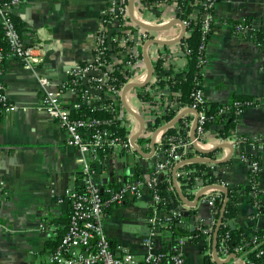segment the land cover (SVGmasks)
I'll return each instance as SVG.
<instances>
[{
	"label": "crops",
	"instance_id": "obj_1",
	"mask_svg": "<svg viewBox=\"0 0 264 264\" xmlns=\"http://www.w3.org/2000/svg\"><path fill=\"white\" fill-rule=\"evenodd\" d=\"M139 1V6L136 5V0L134 3V14L138 19L150 22L159 19L158 22H166L177 18L174 0H157V4L156 1ZM110 2L111 0H21L10 6V13L24 45L43 43L47 50L35 71L24 67L10 55H5L1 64V80L9 101L16 108L0 112V264H49L50 251L45 248V243L65 231L70 212L68 192L79 186L83 162L77 148L66 144L64 128L44 110L36 77H50L54 89L60 92L61 102L70 111L85 104L97 108L106 100L111 102L108 90L94 88L93 92L86 88L90 100L88 103L83 102L79 87L73 84L72 75L75 66L95 59L97 35L101 34L105 45L112 40V31L108 28L113 25L104 20ZM200 7V3L195 4L190 16L196 17ZM212 16L215 28L202 46L204 60L201 61L202 75L198 81L206 102L226 105L232 96L239 95L250 97L252 103L238 113L236 126L230 136L222 138L214 132V128L207 125V136L211 143H198L203 149L223 142L233 143L234 151L229 159L225 160L228 154L226 148L200 153L192 146V152L193 156L221 160L217 164H205L220 181L217 184L233 193L235 201L228 209L232 213L228 219L230 226L238 227L251 236L255 230L264 232V144L260 147L259 144L248 142L242 147L246 153L260 158L258 186L261 205L257 207L252 192L247 188L250 184V166L239 156L237 139L240 135L254 140L264 137V54L251 38L236 33L233 27L235 22L246 17H254V24L257 25V21L264 18V0H218L212 8ZM1 20L0 14V26ZM114 22L116 26H123L116 20ZM130 24L127 26L133 30L139 28L134 22L135 25ZM180 30V24L173 23L163 30L144 31L150 34L149 39L171 40L178 36ZM186 35L185 30L180 40L169 45L151 43L148 46L152 64L149 82L143 87L135 86L126 91L128 105L144 117L145 125L138 136H143L144 140L138 141L136 137L134 142L146 153L150 152V137L154 130L189 108L178 107L174 117L154 127L155 116H160L168 106L173 108L177 105L178 88L167 84L161 87L158 81L161 78L175 81L184 79L187 59L182 39ZM143 47L144 44L140 49L142 61ZM127 59L124 50L119 49L112 52L106 60L115 65L124 64ZM159 59L164 60L163 70L155 74L153 65ZM125 67L128 74L124 84L144 79V61L143 67L137 70L128 68L126 63ZM84 75L85 73L81 80L83 83L85 77L87 85L88 79L95 76ZM131 76L134 78L130 79ZM121 90L122 87L114 101L118 111L115 114L120 116V125L126 129L129 141L138 123L124 108ZM141 90L147 91L150 98L148 101L141 98ZM194 117L195 114L188 111L177 121L184 120L188 124V135ZM177 122L172 127L177 126ZM167 129L156 134L154 151L148 158L137 153L133 147L126 150L117 145L106 148V151L99 152L95 157L86 154L93 181L105 188L110 184L121 185L127 182L133 177L136 167L141 166L144 174L149 173L154 165L155 155L160 151L158 147L162 134ZM236 156L239 161L232 159ZM176 183L190 202L201 189L195 186L183 188L179 181L176 180ZM172 194L175 200L170 210H154L151 193L147 188L142 190L139 197L127 195L121 205L109 207L105 213L103 225L106 235L113 241L122 242L141 259L144 254L141 240L151 232L148 222L150 215L155 213L158 217L165 218L171 211L176 212L177 207L187 210V214H176L180 217L178 226L188 233H193L200 222L205 223L212 217L210 207L203 202L201 196L195 206H187L179 200L173 182ZM222 195V201L226 198L227 202V193L222 192ZM158 231L153 236L156 249L170 246L176 237L191 236L182 245L185 259L188 264L203 262L205 252L201 238L194 241L190 234L173 236L165 228ZM255 246L258 247H253ZM211 260L213 261L212 258Z\"/></svg>",
	"mask_w": 264,
	"mask_h": 264
},
{
	"label": "built area",
	"instance_id": "obj_2",
	"mask_svg": "<svg viewBox=\"0 0 264 264\" xmlns=\"http://www.w3.org/2000/svg\"><path fill=\"white\" fill-rule=\"evenodd\" d=\"M20 1L0 0L1 26L8 43L7 52L0 51V112L13 111L16 108V105L9 101V95L1 80V64L4 56L10 55L24 67L35 71L47 50V46L43 43H36L32 46L24 45L10 13V6ZM126 2L127 0H111L107 11L114 14V16H118L115 20L123 25V29L114 37V40L117 41L118 46L127 55L126 66L137 70L143 67L140 49L151 36L140 27V29L134 28L131 31V28L127 26L130 23L133 24V22L128 17ZM217 2L218 0H202L200 5L211 10ZM157 3L158 1L156 0ZM140 20L149 24H162L165 22H158L159 19H153L151 22L149 20ZM211 21H213L211 11L202 14L201 29L203 33L210 30ZM181 22L184 26L186 25V21L181 20ZM234 28L235 31L241 32L243 36L253 38L251 33L253 26L246 25L244 19H241L240 23ZM131 40L133 42L129 44ZM95 43V59L74 67L72 70V75L74 76L73 84H77L82 79L84 73L94 71L96 75L88 79V86L100 90L105 87V90H108L107 92L112 97L111 102H109L111 111L114 113L116 119H120V116L117 115V108L114 105L119 88H116L109 80V72L114 69V64L103 56L106 45L101 34L96 36ZM257 45L259 44L257 43ZM183 51L188 52L186 48ZM262 52L264 54L263 49ZM202 65L203 63L201 62L200 66L202 67ZM129 78L132 79L134 76ZM36 80L41 90L44 110L64 128L67 135L66 144L77 148L80 153V160L83 162L79 188L68 192L70 208L68 223L60 241L48 254L49 264H188L183 254L182 245L185 239H190L192 238L191 236L185 238L175 236L173 252L170 256L156 249L153 239L155 232L158 230L164 228L169 230V223L173 217L177 216L176 212L171 211L165 218H160L155 213L148 217L151 232L141 240V244L144 247V254L141 259L122 242L113 241L106 235L103 220L107 208L121 205L127 195L141 196L144 188L149 189L151 193L154 210L160 207L165 208L167 199L161 195L162 191L156 186V181L168 169L189 158L186 156L189 151H192V140L189 138V135L180 136L176 141H171L169 146L163 149L164 156L161 155V151H159L160 154L156 153L152 169L149 173L144 174L141 179L124 182L117 188H106V196H104L102 195V188L91 177L92 171L86 154L95 157L99 152L112 146L117 145L126 150H131L132 146L129 141L124 142L119 137H109L111 134L108 130L101 127L105 122L100 118L73 117L71 111L61 102L60 92L54 89L50 77L38 75ZM190 97L192 98V102L188 107L196 111L195 140L197 143L202 144L211 143V140L207 136L206 98L199 82L196 83V87L191 91ZM81 98L83 102H89L90 95L86 88L81 90ZM233 104H236V102ZM116 111L117 114H115ZM263 144L260 143L258 146L261 147ZM240 158L243 159L242 156ZM250 168V172L253 174L258 175L260 173V166L256 160L251 162ZM249 182L253 185L252 195L254 196V204L259 207L261 205L259 182L254 176H251ZM216 184L206 183L199 177H196L194 185L197 188H206L201 195V199L210 207L212 213V217L205 223L200 222L197 228L204 235L201 238V243L207 247L206 252L210 257L212 255V233L216 222L214 204L216 201L223 199L221 190L210 187ZM253 248L250 250H256V256L264 254L262 248L256 246ZM237 251L240 254L238 256L235 254L236 259L240 260L242 264H258L254 260L245 257L248 250L239 247ZM216 253L221 260H224L230 254H234L229 252L223 240L219 247H216ZM226 264H234V260H230Z\"/></svg>",
	"mask_w": 264,
	"mask_h": 264
},
{
	"label": "trees",
	"instance_id": "obj_3",
	"mask_svg": "<svg viewBox=\"0 0 264 264\" xmlns=\"http://www.w3.org/2000/svg\"><path fill=\"white\" fill-rule=\"evenodd\" d=\"M156 0H143L145 3H154ZM202 0H174V2L177 5V10L175 13V16L177 19L186 21L185 30L187 32V35L183 37L182 44L184 48L188 51L185 53V57L187 59V72L183 80L175 81L170 79L161 78L158 81V84L161 85V87L165 84L174 86L178 88L179 93L176 99L177 105L175 107H167L165 109V112H163L160 116H155V122L154 127L158 126L160 123L170 120L172 117H174L176 109L180 106H188L192 102V98L190 97L191 91L196 87V83L201 80L202 75V67L200 66L201 61L204 60V50L203 46L207 39L209 38L210 34L213 32L215 25L213 24V21H211L210 30L207 32L202 31V14L211 11L208 8L200 7L199 11L197 13L196 17H191L190 13L193 10V7L195 4L200 3ZM139 0H136V5L139 6ZM12 16V14H11ZM118 16H114V14L110 12H106L105 15V22L108 24H112V40L106 44V48L104 49L103 56L105 59H108L109 55L112 52H116L117 50L121 49L120 46H118L117 41L114 40V37L121 32L123 29V26H116L114 20ZM13 18V16H12ZM245 24L248 26H253V29L251 31L253 38L252 40L258 45V47L262 50H264V18L259 19L257 21V25H254V17H246L244 18ZM15 23V21H14ZM240 23V21H237L234 23V27L237 26ZM16 25V23H15ZM125 27V26H124ZM233 27L234 31L235 28ZM17 28V25H16ZM18 30V28H17ZM131 31L133 29L131 28ZM236 33L243 35L241 32L235 31ZM133 40L129 41V44H131ZM8 50V43L4 35V30L2 26H0V51L6 53ZM163 61L159 59L156 63L153 65V72L155 74H159L163 70ZM84 64V63H82ZM127 70L124 64H115L114 69L109 72V80L110 83H112L116 88H121L124 86V83L127 81ZM72 85V84H71ZM74 86L79 87L80 91L85 89L86 87L82 83V80H80L77 84H74ZM105 90V87L102 88ZM146 90L140 91V96L143 100H149L148 93H146ZM236 102V104L233 105V103ZM251 98L247 96H239L234 95L231 97L230 101L226 105H220L217 103H205L206 108V116H207V125L208 126H214V132L218 134V136L222 138H226L227 136H230L232 133V130L236 126V122L238 119V113L246 106L250 105ZM71 115L75 118H86V117H96L102 119L105 123L101 125L102 128H105L110 132L109 137H119L122 141L126 142L128 141L127 137V131L126 129L120 125L119 119H116L114 116V113L111 111V108L109 106V100H106L102 102V106H99L97 108L85 104L82 105L80 108L76 110H71ZM177 126L168 128L165 130V132L162 134L161 139V145L158 147L161 150L167 148L171 141H176L180 136H186L188 132V124L183 120L179 121L176 124ZM222 125V126H221ZM213 130V129H212ZM143 136L138 137V141H143ZM248 142H254L256 144L264 143V137H260L256 140L245 136L240 135L237 139V149L239 156L243 157L241 160L245 161L248 166H250L252 161H257L259 166L261 167L260 158L258 155H252L248 154L243 150V145ZM106 151V150H104ZM161 153V152H160ZM164 152L161 153L162 156ZM211 154V153H210ZM187 157H192L193 152L189 151L186 155ZM193 169V170H192ZM171 170L168 169L164 174H161L160 177L157 179L156 186L162 191L161 195L164 196L167 199V204L165 206L166 209H172V205L174 202L175 196L172 194V177H171ZM251 171V168H250ZM144 171L141 166L136 167V170L133 174V177L130 178L127 182H132L134 180L141 179L143 177ZM251 176L256 177V180L258 181V175L253 174L252 172L249 173V179ZM199 177L202 181L206 183H219L220 181L210 172L207 168V165L205 163H189L184 164L180 166L176 170V176L175 179L179 181L183 188H191L195 185V178ZM119 185H113L110 184L106 186L105 188L102 187V195L106 196L105 189L106 188H117ZM79 188V186L77 187ZM247 188L249 191H253V185L250 182V184L247 185ZM227 202L225 206V210L223 213L222 221L218 227L217 230V237H216V247L218 248L221 241L223 240L224 245L228 248L230 253H234L237 256L240 254L237 251V248L243 247L244 250H248V252L245 254V257H248L258 264H264V254L261 256H256V250H250L254 245H257L258 248H264V232L261 230H255L253 231L252 235H248L245 231L241 230L238 227H232L230 226L228 219L232 216V213L229 212V207H231L234 203V196L233 193L228 190L227 192ZM222 200L216 201L214 204V211H215V217L217 218L219 215L220 208L222 206ZM160 207V206H159ZM161 208V207H160ZM108 208L105 210V213L107 212ZM180 219L179 215L176 217H173L169 223V231L172 233V235H187L190 234L193 236L194 241H198L200 238H202L204 235L198 231L197 229L194 230L193 233L185 232L181 227L178 226L177 221ZM62 222V221H59ZM62 234L61 232L51 240H48L45 243V248L51 251L55 248V246L60 241ZM175 243V240L170 243V246L165 245L162 248H159V250L165 255L170 256L173 252V245ZM204 253V260L200 264H216L211 260L210 255L206 252V246L203 247Z\"/></svg>",
	"mask_w": 264,
	"mask_h": 264
},
{
	"label": "water",
	"instance_id": "obj_4",
	"mask_svg": "<svg viewBox=\"0 0 264 264\" xmlns=\"http://www.w3.org/2000/svg\"><path fill=\"white\" fill-rule=\"evenodd\" d=\"M134 3H135V0H127V14H128V17L130 18V20L132 22H134L136 25H138L139 27H141L142 29L147 30V31H149V30H163V29L167 28L168 26H170L173 23H178V24H180L181 30H180V33L178 34V36L176 38H174V39H171V40H160V39H157V38H151V39L147 40L144 43V47H143V50H142L143 51L142 52V58H143V61L145 63V67H146V73H145L144 79L142 81H140V82H136V81L127 82L122 87V90H121V102H122L124 108L130 114H132L135 117V119H136V121L138 123V127H137L136 131L129 138L130 144L132 145L134 150L137 153H139L140 155H142L144 157H147V158L152 156V153L154 151V146H155L156 134L160 130H164V129L172 127L180 119V117L182 115H184L188 111H192L195 114V117H194V120H193V122H192V124L190 126L189 138L192 140V146L194 147V149L196 151L200 152V153H208V152L213 151V150L218 149V148H226L227 151H228V154L225 157V160L229 159L232 156L233 151H234L233 143L223 142V143H220V144H216V145H214V146H212L210 148H207V149H203V148H201L198 145V143L195 140L196 111L193 110V109H190V108L183 110L182 112H180V114H178L177 116L172 118L170 121L166 122L165 124L161 125L156 130H154V133L150 137V152L149 153H146V152L142 151L138 147V145L135 144L134 139L136 137H138L142 133L144 125H145V121H144V117L141 114H139L138 112H136L126 102V99H125L126 91L128 89L132 88V87H135V86H138V87L145 86L149 82V80H150V78L152 76V64H151L149 56H148V46L151 43H159V44H163V45L173 44L174 42H176L177 40H180L182 38L183 33L185 31V26L183 25L181 20H179L177 18L169 19L168 21H166V22H164L162 24H149L147 22H144V21L138 19L135 16V14H134ZM90 74L91 75H96V73L94 71H90V72H86L84 76H88ZM85 80H86V78L84 77L83 78V84L85 85L86 88H88L90 91L93 92L94 90L87 85ZM211 128H214V126H211ZM232 159L235 160V161H239V158L237 156L232 158ZM220 161L221 160H215L213 158L204 157V156H192V157L186 158L183 161H181L180 163L176 164L172 168L171 174H172L173 187L175 188V191H176V193H177V195L179 197V200H181L187 206H195L197 204V201H198L199 197L202 195L203 191L206 189V188H201L200 190H198L196 192L194 200L192 202L188 201L184 197L183 193L181 192L180 187L177 185L176 179L174 177V174H175L176 170L180 166H182L184 164H189V163H212V164L214 163V164H217ZM210 187L217 188V189L221 190L222 192L227 193V188L224 187V186L216 184V185H213V186H210ZM225 204H226V198L222 202V206L220 208L219 215H218V217L216 219L215 227H214L213 234H212V244H211L212 259H213V261L216 264H226L231 259L234 260V264H242V262L240 260L236 259L235 254H230L227 258H225L224 260H221V259L218 258L217 253H216L217 230H218V227H219V225H220V223L222 221V217H223V213H224V209H225ZM175 211L177 213H179V214H187L188 213L187 210L184 211L180 207L175 208ZM179 225L181 226V224H179Z\"/></svg>",
	"mask_w": 264,
	"mask_h": 264
}]
</instances>
